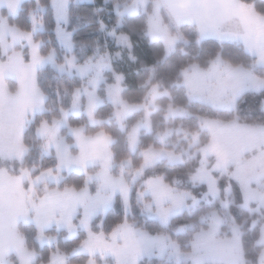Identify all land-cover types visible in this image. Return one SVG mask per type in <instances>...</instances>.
<instances>
[{
	"label": "snow or ice",
	"instance_id": "snow-or-ice-1",
	"mask_svg": "<svg viewBox=\"0 0 264 264\" xmlns=\"http://www.w3.org/2000/svg\"><path fill=\"white\" fill-rule=\"evenodd\" d=\"M0 9V264H264V0Z\"/></svg>",
	"mask_w": 264,
	"mask_h": 264
},
{
	"label": "trees",
	"instance_id": "trees-1",
	"mask_svg": "<svg viewBox=\"0 0 264 264\" xmlns=\"http://www.w3.org/2000/svg\"><path fill=\"white\" fill-rule=\"evenodd\" d=\"M31 3V0H25L24 1V6L27 7L28 4ZM5 13V11L3 12ZM18 19V22H23V18H22V14L20 17L17 18ZM73 23H76V19L75 17L73 18ZM71 26V25H70ZM79 31L82 33L85 31V25L81 22L80 25H79Z\"/></svg>",
	"mask_w": 264,
	"mask_h": 264
},
{
	"label": "rangeland",
	"instance_id": "rangeland-1",
	"mask_svg": "<svg viewBox=\"0 0 264 264\" xmlns=\"http://www.w3.org/2000/svg\"><path fill=\"white\" fill-rule=\"evenodd\" d=\"M25 1V0H24ZM5 11L6 13V9H0V13H3Z\"/></svg>",
	"mask_w": 264,
	"mask_h": 264
}]
</instances>
